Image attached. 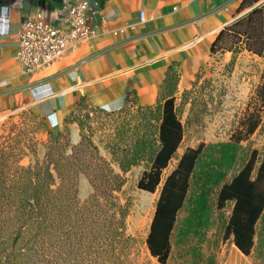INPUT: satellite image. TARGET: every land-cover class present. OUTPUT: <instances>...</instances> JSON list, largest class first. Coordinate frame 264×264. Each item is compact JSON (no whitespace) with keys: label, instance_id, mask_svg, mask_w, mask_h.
<instances>
[{"label":"trees","instance_id":"trees-1","mask_svg":"<svg viewBox=\"0 0 264 264\" xmlns=\"http://www.w3.org/2000/svg\"><path fill=\"white\" fill-rule=\"evenodd\" d=\"M261 1L245 0L242 7ZM237 50L264 62V3L223 30L211 53L235 55ZM165 76L164 94L155 105L140 107L128 101L117 112L108 113L117 115L110 161L83 137L80 112L68 122L78 124L81 141L69 149L59 143L64 134L51 137L42 161L28 167L21 164L14 148L5 147V136L0 137V264H124L136 238L128 234L126 224L130 203L120 205L115 193L138 166H144L138 189L160 193L147 247L162 264L168 262L170 238L190 193L203 145L188 147L175 158L184 137L182 111L176 106L179 75L171 66ZM253 98L260 108L240 123L242 136L236 143L248 142L262 125L264 65ZM241 157L234 178L218 190L216 235L252 258L258 251L257 230L264 218V158L251 147ZM175 159L174 168L164 176ZM80 175L86 176L93 189L83 205L78 198Z\"/></svg>","mask_w":264,"mask_h":264},{"label":"crops","instance_id":"crops-1","mask_svg":"<svg viewBox=\"0 0 264 264\" xmlns=\"http://www.w3.org/2000/svg\"><path fill=\"white\" fill-rule=\"evenodd\" d=\"M75 1L0 0V136L2 124L26 112L39 124V140L68 133L76 145L81 136L78 124L68 122L72 115L113 113L128 101L153 106L171 66L181 96L212 62L218 35L250 9L242 7L245 0H89L96 12L92 38L50 67L24 74L14 58L22 21L40 12L58 24ZM241 257L248 259L232 244L222 264H244Z\"/></svg>","mask_w":264,"mask_h":264},{"label":"rangeland","instance_id":"rangeland-1","mask_svg":"<svg viewBox=\"0 0 264 264\" xmlns=\"http://www.w3.org/2000/svg\"><path fill=\"white\" fill-rule=\"evenodd\" d=\"M263 3L264 0L249 11ZM224 54H214L212 62L198 73L193 87L185 95L176 97V106L182 111L184 137L175 158L180 157L188 147L203 145V151L190 193L174 225L166 264H222L226 260L232 243L221 241L216 235L219 226V211L216 208L218 190L234 178L246 149L251 147L258 151L260 158H264V112L262 125L249 136L248 142L234 141L242 136L240 123L249 113L260 108L253 97L261 83L264 62L242 50H237L235 55L230 52V58L224 57ZM77 115L84 124L83 137L110 161L109 147L116 134L117 115L92 109ZM38 126L26 112L15 114L2 124L0 137L6 138L5 143L2 142L5 147L14 148L25 167L42 161L51 137L57 136L39 140ZM59 143L69 145V149L75 146L68 133L60 137ZM40 151L43 152L42 157L39 156ZM176 163L177 159L166 169L164 176ZM112 166L118 171L115 164ZM143 170L144 166L131 170L122 189L115 193L120 205L130 203L126 224L128 234L136 238L124 264H162L150 254L146 243L160 193H146L138 189L137 183ZM92 193L88 179L80 175L79 202L83 205ZM257 233L258 251L252 258L241 257L244 264H264V218L259 223Z\"/></svg>","mask_w":264,"mask_h":264},{"label":"built area","instance_id":"built-area-1","mask_svg":"<svg viewBox=\"0 0 264 264\" xmlns=\"http://www.w3.org/2000/svg\"><path fill=\"white\" fill-rule=\"evenodd\" d=\"M95 8L89 0H77L58 24L38 12L22 21L17 31L15 60L24 74L33 75L65 57L95 34L90 24Z\"/></svg>","mask_w":264,"mask_h":264}]
</instances>
